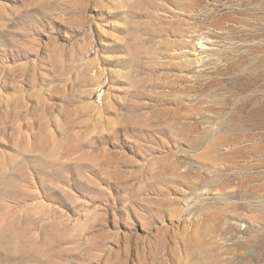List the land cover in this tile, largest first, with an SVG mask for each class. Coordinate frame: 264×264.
I'll return each mask as SVG.
<instances>
[{
    "label": "rangeland",
    "instance_id": "rangeland-1",
    "mask_svg": "<svg viewBox=\"0 0 264 264\" xmlns=\"http://www.w3.org/2000/svg\"><path fill=\"white\" fill-rule=\"evenodd\" d=\"M0 264H264V0H0Z\"/></svg>",
    "mask_w": 264,
    "mask_h": 264
}]
</instances>
